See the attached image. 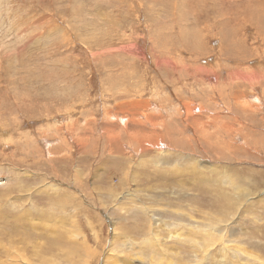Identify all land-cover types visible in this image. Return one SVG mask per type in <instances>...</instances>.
<instances>
[{
	"label": "rangeland",
	"instance_id": "rangeland-1",
	"mask_svg": "<svg viewBox=\"0 0 264 264\" xmlns=\"http://www.w3.org/2000/svg\"><path fill=\"white\" fill-rule=\"evenodd\" d=\"M260 260L264 0H0V264Z\"/></svg>",
	"mask_w": 264,
	"mask_h": 264
},
{
	"label": "bare ground",
	"instance_id": "bare-ground-1",
	"mask_svg": "<svg viewBox=\"0 0 264 264\" xmlns=\"http://www.w3.org/2000/svg\"><path fill=\"white\" fill-rule=\"evenodd\" d=\"M146 119H147V118H146ZM125 120H126V119H125ZM127 120H128V119H127ZM132 132H133V131H132ZM130 135H131V134H130ZM130 135H129V136H130ZM137 136H138V135H137ZM137 136H136V138H138ZM131 137H132V136H131ZM82 138H83V137H82ZM129 138H130V137H129ZM133 138H135V137H133ZM131 142H132V141H131ZM133 142H134V141H133ZM158 149H159V148H158ZM79 175H80V174H79ZM65 196H66V195H65ZM80 214H81V213H80ZM6 253H8V252H6ZM19 258H20L19 255H17L16 253H13L12 259L16 260V259H19ZM205 260H208V261H209L210 259L205 257ZM260 264H264V260H260Z\"/></svg>",
	"mask_w": 264,
	"mask_h": 264
}]
</instances>
